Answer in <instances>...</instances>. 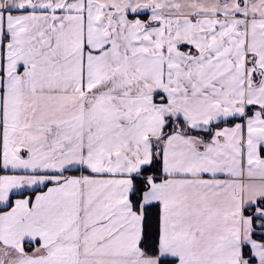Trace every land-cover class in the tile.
I'll use <instances>...</instances> for the list:
<instances>
[{"label":"snow or ice","instance_id":"obj_1","mask_svg":"<svg viewBox=\"0 0 264 264\" xmlns=\"http://www.w3.org/2000/svg\"><path fill=\"white\" fill-rule=\"evenodd\" d=\"M0 264H264V0H0Z\"/></svg>","mask_w":264,"mask_h":264}]
</instances>
